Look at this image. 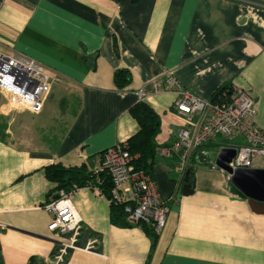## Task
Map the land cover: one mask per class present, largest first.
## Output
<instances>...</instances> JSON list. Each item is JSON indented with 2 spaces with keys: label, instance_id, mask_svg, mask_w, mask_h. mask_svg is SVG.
I'll use <instances>...</instances> for the list:
<instances>
[{
  "label": "crops",
  "instance_id": "1",
  "mask_svg": "<svg viewBox=\"0 0 264 264\" xmlns=\"http://www.w3.org/2000/svg\"><path fill=\"white\" fill-rule=\"evenodd\" d=\"M0 51L34 59L55 79L39 113L9 107L0 94V264L30 257L38 264H264V204L243 196L218 166L243 138L216 136L191 152L183 171L175 154H158L182 124L165 72L206 100L222 86L227 94L248 90L253 122L264 127V0H2ZM120 68L131 74L121 88L113 81ZM138 101L159 116L150 177L168 211L154 247L141 227L110 222L98 189L74 186L80 228L57 262L67 235L47 229L43 206L55 184L44 167L91 171L105 148L138 131L129 113ZM13 111L40 120L19 142L9 137ZM250 169L243 189L264 201V156Z\"/></svg>",
  "mask_w": 264,
  "mask_h": 264
},
{
  "label": "built area",
  "instance_id": "2",
  "mask_svg": "<svg viewBox=\"0 0 264 264\" xmlns=\"http://www.w3.org/2000/svg\"><path fill=\"white\" fill-rule=\"evenodd\" d=\"M2 0H0V5ZM165 89L175 88L176 98L172 104L174 112L182 124L176 138L168 148L158 154L178 158L179 170H184L193 150L219 136L225 140L236 136L243 138V144L232 148L233 156L226 165L233 171L239 168H253L254 158L264 156V127L253 122L255 115L254 99L248 90L232 87L223 100L212 102L198 97L180 87L169 72H165ZM55 79L44 66L20 53L0 51V94L9 107L39 113L51 90ZM158 85V82H156ZM142 95V92H140ZM125 141L105 148L100 162L91 169L96 175L94 188L105 196L109 204L122 206L129 221H139L159 234L166 222L167 206L159 196L155 182L150 175L134 166V159ZM105 173L110 181L107 195L98 187L99 173ZM231 176L228 173L227 178ZM71 190L57 192L43 208L50 215L47 229L59 238L57 262L63 260L67 248L72 246L79 232L80 218L72 204Z\"/></svg>",
  "mask_w": 264,
  "mask_h": 264
},
{
  "label": "trees",
  "instance_id": "3",
  "mask_svg": "<svg viewBox=\"0 0 264 264\" xmlns=\"http://www.w3.org/2000/svg\"><path fill=\"white\" fill-rule=\"evenodd\" d=\"M136 2L137 0H131ZM113 44L116 46L115 39ZM131 80V74L127 68H120L114 71L113 81L117 87H124ZM228 86L218 88L210 97V101L215 102L227 94ZM130 115L136 120L139 129L130 136L127 140L128 151L132 155H137L134 159V166L143 170L150 175L151 167L155 161L157 145L155 136L159 131V116L158 114L144 101H138L129 108ZM44 175L55 185L46 193L47 199L57 197V192L61 189L70 191L72 187L83 185L94 186L97 184L96 175L91 171H87L84 165L64 167L60 164H49L44 167ZM100 184L98 187L106 195L110 188L108 176L103 172L98 174ZM110 222L121 227L139 226L145 234L150 238V248L152 249L156 243L157 235L148 225L139 221H129L126 219L122 211V206L118 204H110L109 211ZM27 264H38L34 257H30Z\"/></svg>",
  "mask_w": 264,
  "mask_h": 264
},
{
  "label": "water",
  "instance_id": "4",
  "mask_svg": "<svg viewBox=\"0 0 264 264\" xmlns=\"http://www.w3.org/2000/svg\"><path fill=\"white\" fill-rule=\"evenodd\" d=\"M226 152L229 154L227 157L226 161H221L218 162V166L225 170L227 173H230L231 176L229 178L230 183L241 193L243 196L247 197L248 199L252 200L253 203H263L264 201L257 199L254 195L248 193L243 189V183L246 180V177L251 176L256 170L250 169V168H239L236 170H231L227 165L226 162L230 160V158L233 156L234 150L233 149H225ZM188 170L186 171V178L184 182H187V175H188ZM186 186L188 189H190V184L186 183Z\"/></svg>",
  "mask_w": 264,
  "mask_h": 264
},
{
  "label": "rangeland",
  "instance_id": "5",
  "mask_svg": "<svg viewBox=\"0 0 264 264\" xmlns=\"http://www.w3.org/2000/svg\"><path fill=\"white\" fill-rule=\"evenodd\" d=\"M6 116L9 118L8 129L9 137L12 142H19L22 132L31 133L34 123H40V120L37 117H33L36 115L26 114L23 112L18 113V111H13Z\"/></svg>",
  "mask_w": 264,
  "mask_h": 264
},
{
  "label": "bare ground",
  "instance_id": "6",
  "mask_svg": "<svg viewBox=\"0 0 264 264\" xmlns=\"http://www.w3.org/2000/svg\"><path fill=\"white\" fill-rule=\"evenodd\" d=\"M236 87V86H235ZM244 89V88H243ZM13 106L15 107V108H17L18 109V107L15 105V104H13ZM262 127V126H261ZM222 147V146H221ZM223 152H225V151H223ZM222 153V152H221Z\"/></svg>",
  "mask_w": 264,
  "mask_h": 264
}]
</instances>
